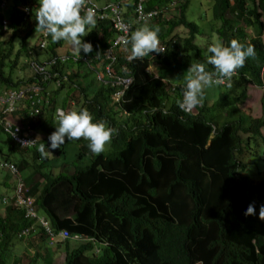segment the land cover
<instances>
[{
	"label": "trees",
	"instance_id": "16d2710c",
	"mask_svg": "<svg viewBox=\"0 0 264 264\" xmlns=\"http://www.w3.org/2000/svg\"><path fill=\"white\" fill-rule=\"evenodd\" d=\"M8 1L15 9L8 10L7 16L0 10V92L26 90L32 84L47 90L43 94L26 91L15 112L25 114L23 123L50 135L58 126L55 114L61 107L87 109L93 122L103 120L116 129L110 150L99 155L91 152L88 141L65 137L57 149H51L50 141L39 142L38 146L44 143L46 151L54 153L42 158L38 146L20 148L0 126L7 146L0 161L17 170L0 172L11 176L14 187L22 184L24 195L34 198L55 236L68 230L70 238L56 243L65 248L64 264H264V221L259 219L264 176L255 180L243 174L247 167L243 154L261 143L264 119H253L238 109L250 84L263 85L264 0H214V17L222 20L214 29L217 36L226 46L232 39L254 46L255 57L237 70L240 77L233 81L234 94L221 93L211 105L197 106L196 114L177 104L184 92L180 78L185 83L179 71L191 63L214 68L199 58L195 42L199 26L187 16L189 0H146L143 19L137 12L141 0H88L86 8L95 7L97 23L82 42L91 43L93 50L88 54L81 50L79 55L70 43H53L49 35L44 38L47 46L42 47L41 31L40 41L29 49L26 42L36 33L39 5L33 0ZM20 7H27L29 15ZM155 10L161 13L150 17ZM4 19L9 22L6 30ZM118 19L126 32L113 24ZM145 23L159 26L164 52L130 61V46L125 48L117 39L130 36ZM178 26L186 28L187 35L176 34ZM18 39L22 40L19 47ZM23 54L25 66L32 71L26 78L15 73ZM156 65L158 79L147 71ZM38 66L45 67L49 77L34 73ZM113 78L134 80L117 101ZM162 79L177 84L175 92ZM33 108L40 113L33 114ZM71 144L79 145V158L87 154L91 160L68 174L58 158ZM58 166L63 170L54 174ZM249 205L255 214L246 216ZM32 224L34 219L26 217L24 209L13 203L4 207L0 264H22L14 255L22 245L30 254L28 264H52L55 254L49 250V235L39 223L29 236L21 235V229ZM77 235L79 240L74 239ZM72 241L79 244L74 249ZM97 249L100 255L94 253Z\"/></svg>",
	"mask_w": 264,
	"mask_h": 264
},
{
	"label": "clouds",
	"instance_id": "9594fccd",
	"mask_svg": "<svg viewBox=\"0 0 264 264\" xmlns=\"http://www.w3.org/2000/svg\"><path fill=\"white\" fill-rule=\"evenodd\" d=\"M3 1L5 0H2L0 2V5ZM6 1L7 6L5 7V9L0 8V10L5 12V14L8 10L15 9L12 1ZM33 1L36 2L34 3L36 4V6L39 5V7L36 9V32L41 31L46 35H49L53 43L59 42L61 40L67 41L72 45L78 55L80 54L81 50H83L85 54L92 52V44L82 42V38L90 32L89 29H94L97 23L95 7L93 6L86 8L88 0ZM25 8L26 7H20L18 9L23 11L25 10ZM82 11L83 15L81 14ZM213 31L215 32L214 29ZM159 32V26H149L147 23H145L136 28L135 31H132L130 36L122 37L121 40L125 48H128L130 46V55L128 59L130 61L135 59H143L151 53L159 54L164 52V49L160 45L158 35ZM218 40L220 42H215L209 47L207 46L208 49L204 48V50H207V54L210 53L211 55L208 57V55L206 54L205 60L202 59L204 62L212 65L214 71L207 70L204 63H191V66L187 70L184 78L185 83L181 81L179 82L180 90H184V92L182 101H177V104L181 110L187 113L196 114L198 110L197 106L201 107L203 103L211 105L212 102L210 99H206V101L202 100L205 94V89L211 88L213 86L233 88V81L240 77V73L237 70L245 66L247 59L255 57L254 46L250 44L245 46L237 39H232L229 45L226 46V43L222 42L224 40ZM38 41L40 40L38 39ZM157 66L158 65H156L155 68H148L147 71L154 78L158 79L159 76L157 72ZM162 80L163 83L167 84L169 91L170 89H172V92H175L174 89L177 84L167 79ZM262 80L264 81V67L262 70ZM44 90L46 89L44 88ZM247 94V98L242 102V104L238 105V109L248 101L249 91L247 92ZM16 115L18 114H15L14 117ZM55 116L58 126L56 127V131H54L52 134L48 135L46 131L33 129L36 130V135L38 137L37 146L39 142L45 140L51 142V149H57L65 143V137H67L68 140L84 139L89 142L88 147L91 152L95 155H99L105 151L106 145L110 143L113 135L116 133V129L108 127L106 121L100 120L97 122H93V116L87 109H81L79 111H68L64 108L57 107ZM259 119H264V116ZM19 121L23 122L22 118ZM261 143L264 145L263 133ZM38 151L41 154L42 158H47L49 154H52L49 150L46 151L44 143H41L38 146ZM14 189L15 187L13 188L12 196L2 197V204H4L5 207L7 205L11 206L12 203L14 204ZM24 196L30 197L33 200V204L34 206H36L37 213L44 218L45 216L41 214L36 205V202H34V198L27 195ZM15 207L23 209L22 207L16 205ZM254 214V206L249 205L245 212V215L249 216ZM259 219L264 221V206H261L260 208ZM34 224H37V219H34ZM34 224L30 226L34 227ZM31 230H33V228ZM55 246L56 245H53L52 247ZM94 253L96 255H100L101 250H94Z\"/></svg>",
	"mask_w": 264,
	"mask_h": 264
},
{
	"label": "rangeland",
	"instance_id": "374dc122",
	"mask_svg": "<svg viewBox=\"0 0 264 264\" xmlns=\"http://www.w3.org/2000/svg\"><path fill=\"white\" fill-rule=\"evenodd\" d=\"M214 4H215L214 0H189L188 6L186 9L188 18L196 22V24L199 26V33L196 34L195 36V42L200 48L199 58H202L204 60L207 54V50H204V48L208 49L207 46L209 47L211 44L215 42H220L218 40L220 38L213 31V29L220 27L222 25V20L214 17V14H213ZM174 32H176V34L180 36L187 35V29L182 26L176 27ZM9 40H11V37L9 38ZM37 40H38L37 35H36V38L29 37L28 41L26 42V46L29 49H31L34 43L37 42ZM21 42L22 40L20 39L16 40L15 41L16 46L19 47L18 43H21ZM16 51H17V48L15 50V54L17 53ZM24 55L25 54L21 55L22 60L20 59V62L15 70L16 75L19 76L20 78L29 77L30 74L32 73L29 65L25 66L24 62L27 56L24 57ZM188 69L189 68H187L186 66L180 69L179 76L183 74L186 75V72ZM182 80L183 79L180 78V81ZM87 81H91V79L88 78ZM227 90H228V93L230 94L234 93L233 88H226V87H221V86H213L211 88H207L205 89V92L208 98L211 100V102L214 103L218 100L219 95L221 93L226 92ZM255 90L258 93L257 99H254L253 98L254 93L249 91V99L243 106L239 107L240 109L239 111L243 112L244 114L248 116H251L253 119H259L264 116V104L262 102L263 93L259 88H255ZM170 92L172 93V89H170ZM72 100L75 101L76 103L75 99L72 98ZM202 100L206 101V97L204 96ZM5 139H6V134L0 131V143H2L0 144V148L2 151L0 153V160L5 159V154L7 153V146L4 143ZM252 148L253 150L250 151L251 153H249L248 149L246 148L245 153L243 154L244 161L247 162V167L243 171V174L256 180L264 176V173H260V170L264 169V159H263L264 145L260 143L259 146H257L255 143V145H252ZM108 150H110V143L107 144L105 147V151H108ZM253 151H257V153ZM79 152H80L79 145L77 144L69 145L66 149L65 155L58 158L59 163H61L62 165L65 164L67 167H74V168L77 166L85 167L89 165L91 157L86 154V155H83L81 158H79ZM53 155L54 153L50 154L49 156H53ZM59 167L60 166H58L57 169L54 170V172L59 173L60 171L63 170L62 168L60 169ZM12 183L14 182L12 181ZM7 192L10 196L13 195V190L9 189L7 190ZM3 194H7V193H5L2 190V187H0V214H3L4 207H5V205L2 204V197L8 195V194L7 195H3ZM20 245L21 243L18 244L17 249L20 247ZM78 245L79 244L76 241H72L71 249L76 248ZM40 249H43V247H41ZM49 250H51V252H54L55 254V256H53L52 264H64L65 263L66 252H65L64 246L57 245L55 247L50 248ZM36 251L41 252V253L45 252V250H36ZM12 253H13V250H12ZM14 255H15V258H21L22 264H28V257L30 256V254L28 253L24 245L20 247V250H15ZM38 264H43V263L40 261Z\"/></svg>",
	"mask_w": 264,
	"mask_h": 264
},
{
	"label": "built area",
	"instance_id": "2783aa9c",
	"mask_svg": "<svg viewBox=\"0 0 264 264\" xmlns=\"http://www.w3.org/2000/svg\"><path fill=\"white\" fill-rule=\"evenodd\" d=\"M146 0H141L138 4L137 12L139 13V19H143V8H144V2ZM7 6V1H3L0 5L1 9H5ZM26 16L29 15L30 10L25 8ZM158 13H161V11H153L150 14V17L158 16ZM25 16V17H26ZM4 29L6 30L8 28L9 22L7 20H3L2 22ZM115 27L117 29H122L124 32H126V25L121 23V20L118 19L114 23ZM48 35H46L43 32L42 35V43L41 46H47L46 41L44 38H47ZM120 38L117 39V41H121ZM107 71L109 69L107 68ZM34 72L41 74L42 76H45V78L49 77L47 75V71L45 67L38 66V68L34 69ZM133 78H113L112 86L113 88H118L115 90L113 94V100L117 101L122 95L123 92L132 85ZM25 88V87H24ZM24 88L16 90L15 88H9L3 89V91L0 92V126L3 128L4 132L7 133L11 137L14 143H16L20 148H30L33 146H37L38 143V137L36 135V130H33L29 125H25L22 121L16 122L14 120V114L17 110L20 109V106L23 104V101L21 100L24 96L26 91H29L30 93H36V94H43L44 88L41 87L38 84H32L27 87L26 90ZM29 105V104H28ZM40 113L39 108H33V114ZM23 131L22 135H20V132ZM33 141V142H32ZM31 142V143H26ZM8 169L11 173H16L17 170L14 167V165L8 163V162H2L0 161V169ZM14 206L22 207L25 210L26 217L37 219V223H39L48 233L49 239L48 243L49 245L53 246L56 245L58 241H66L70 238V234L68 230H62V232L57 233V236H55L52 233L50 222L49 220H46L45 218L41 217L37 213L36 206L33 204V200L30 197H26L23 194V187L20 182H18L15 185L14 189ZM33 227H25L21 229V235L22 236H28L31 232V229ZM48 237V236H47ZM75 240H79L80 236H74ZM98 252V251H97Z\"/></svg>",
	"mask_w": 264,
	"mask_h": 264
},
{
	"label": "crops",
	"instance_id": "0c3cea01",
	"mask_svg": "<svg viewBox=\"0 0 264 264\" xmlns=\"http://www.w3.org/2000/svg\"><path fill=\"white\" fill-rule=\"evenodd\" d=\"M9 14V12H7ZM5 16H7V14H5ZM11 33V31H10ZM40 34V31H37L36 33H33L30 37H34L36 38V35L39 36ZM9 37V36H7ZM255 88H259L262 93H263V96H262V102H264V81H263V85L260 87V86H256V85H249V88H248V91L250 92H253L254 93V99H257V91L255 90ZM204 96L206 97V99H209L206 92L204 94ZM23 116H25V114H18L14 117V120L15 121H19ZM47 122V121H46ZM45 125V124H44ZM42 131V130H41ZM262 133L264 134V128L261 129ZM50 155V154H49ZM12 158V157H11ZM64 165V164H63ZM62 165V166H63ZM67 171L66 173L68 174H72L74 171H75V168L74 167H67L65 168ZM60 173V172H59ZM57 172H54V174H59ZM12 178L11 176L8 174V173H5V172H0V187H2V190L8 194L7 190L11 189L13 190L14 188V183H12ZM11 182V183H10ZM27 189H30V188H27ZM7 194H3V195H7ZM7 196H10L9 194Z\"/></svg>",
	"mask_w": 264,
	"mask_h": 264
}]
</instances>
